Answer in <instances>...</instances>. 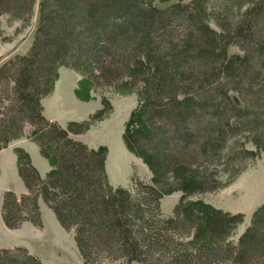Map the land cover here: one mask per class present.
Instances as JSON below:
<instances>
[{"label": "trees", "instance_id": "trees-1", "mask_svg": "<svg viewBox=\"0 0 264 264\" xmlns=\"http://www.w3.org/2000/svg\"><path fill=\"white\" fill-rule=\"evenodd\" d=\"M36 1L0 0V17L28 19ZM39 6L29 51L0 65V149L29 128L54 168L42 178L29 154L16 149L29 191L4 192L5 224L41 226V196L74 231L84 264H264V206L238 245L221 236L188 241L196 214L179 207L166 216L152 183L135 178L134 190L114 187L105 147L77 140L85 124L63 127L43 105L62 65L81 70L91 87L136 90L145 105L130 121L128 145L159 184L191 179L222 156L230 136H264V0L167 7L154 0H40ZM231 45L242 53L229 55ZM0 264L47 263L16 246L0 248Z\"/></svg>", "mask_w": 264, "mask_h": 264}, {"label": "rangeland", "instance_id": "rangeland-1", "mask_svg": "<svg viewBox=\"0 0 264 264\" xmlns=\"http://www.w3.org/2000/svg\"><path fill=\"white\" fill-rule=\"evenodd\" d=\"M177 1L188 3L190 0H154V4L167 7ZM39 5L40 0H37L33 15L28 19L9 14L0 17V65L14 54L29 51L38 24ZM211 24L219 29L215 21ZM228 50L229 55L242 53L236 45H231ZM104 87H91L81 70L62 65L51 92L43 99L45 116L63 127L71 121L85 124L86 131L73 137L89 148L105 147V170L114 187L134 190L135 178L146 184L152 183L159 191V207L166 216H174L179 207L196 214L199 224L192 236L187 237L188 241L221 236L238 245L255 213L264 206V136L262 139L253 138L247 131L230 136L222 156L218 155L214 162L201 167L203 169L195 177H174L162 185L155 181L144 158L132 151L126 138L133 114L145 105L143 96L132 89ZM231 96L237 103L241 102L236 93ZM28 134L29 128L25 129L23 136L11 140L2 149L29 139ZM17 148L26 151L21 145H16L15 151ZM41 154L54 168L50 159L42 151ZM30 159L32 162L31 156ZM20 177L18 173L7 174L0 169V199L4 193L2 189L7 186L19 189L24 185ZM40 197L42 225H35L32 221H25L16 228L2 225L0 244L29 247L47 264H84L74 231L63 228ZM107 262L103 260L101 263ZM129 264L141 263L133 260Z\"/></svg>", "mask_w": 264, "mask_h": 264}, {"label": "crops", "instance_id": "crops-1", "mask_svg": "<svg viewBox=\"0 0 264 264\" xmlns=\"http://www.w3.org/2000/svg\"><path fill=\"white\" fill-rule=\"evenodd\" d=\"M16 145H21L22 147H24L26 149V151L30 154V156L32 158L33 165L38 169L41 177L45 178L47 176V174L52 170L53 167L50 164V162L48 161V159L43 157V155L41 154L40 146L35 141H33L31 138L26 139L25 141L21 140V141L17 142ZM16 145L13 144L7 148L0 150V169L2 170V172L7 171V174L9 172H12V173L15 172V173H18L19 176H21L19 173L18 156H17V153L15 151ZM39 164L41 165V167L39 166ZM20 178H22V177H20ZM21 180H22L24 185L22 187H20L19 189L7 186L6 188L2 189L1 192L3 193L7 190L14 189L12 191H14L17 194L27 193L29 191V189L27 188L23 179H21ZM3 195H4V193H3ZM1 196H2V194H1ZM40 199L42 200V202H44L42 197H40ZM2 204H3V197L0 199V219L2 220V222L0 221V226L3 225V227H5V223L3 222L4 220L2 217ZM44 205L47 206L46 203ZM14 246H19V245L18 244H12V243H9V244L1 243L0 244V248H2V247L10 248V247H14ZM27 248L29 249V247H27ZM29 251L31 253L35 254V252L32 249H29Z\"/></svg>", "mask_w": 264, "mask_h": 264}]
</instances>
